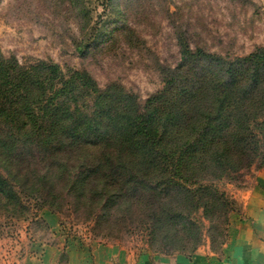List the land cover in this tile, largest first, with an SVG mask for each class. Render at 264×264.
<instances>
[{
  "label": "trees",
  "instance_id": "trees-1",
  "mask_svg": "<svg viewBox=\"0 0 264 264\" xmlns=\"http://www.w3.org/2000/svg\"><path fill=\"white\" fill-rule=\"evenodd\" d=\"M178 33L180 62L145 105L86 70L0 48V216L68 204L101 235L139 229L197 249L202 211L224 244L234 203L217 183L264 170V47L225 57Z\"/></svg>",
  "mask_w": 264,
  "mask_h": 264
},
{
  "label": "rangeland",
  "instance_id": "rangeland-1",
  "mask_svg": "<svg viewBox=\"0 0 264 264\" xmlns=\"http://www.w3.org/2000/svg\"><path fill=\"white\" fill-rule=\"evenodd\" d=\"M114 5L110 11L101 0H0V48L21 63L45 60L65 73L86 70L102 88L119 83L145 105L164 87L161 68L180 62L178 32L193 48L225 57L264 47V0H115ZM260 171L217 183L234 203L224 244L219 237L213 245L202 211L196 218L205 224L204 240L196 249L193 243L153 240L139 229L107 237L68 204L56 211L27 201L25 215L0 216V264H41L53 249L57 263L66 264L74 247L89 252V264H138L147 254L191 256L203 247L219 252Z\"/></svg>",
  "mask_w": 264,
  "mask_h": 264
},
{
  "label": "crops",
  "instance_id": "crops-1",
  "mask_svg": "<svg viewBox=\"0 0 264 264\" xmlns=\"http://www.w3.org/2000/svg\"><path fill=\"white\" fill-rule=\"evenodd\" d=\"M243 199V215L233 223L229 242L221 251L203 247L191 256L147 254L138 264H264V170L258 173L255 184ZM52 251L47 252L41 264H58L56 250ZM88 261L89 252L74 247L66 264H89Z\"/></svg>",
  "mask_w": 264,
  "mask_h": 264
}]
</instances>
